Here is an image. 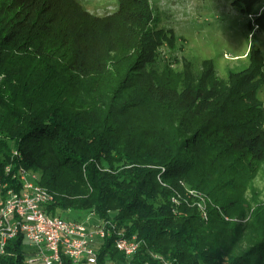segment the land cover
Wrapping results in <instances>:
<instances>
[{"label": "trees", "instance_id": "obj_1", "mask_svg": "<svg viewBox=\"0 0 264 264\" xmlns=\"http://www.w3.org/2000/svg\"><path fill=\"white\" fill-rule=\"evenodd\" d=\"M81 1L0 0V183L19 190L14 173L30 170L49 213L114 224L99 264H264L263 208L236 220L264 161L262 50L223 79L212 59L179 57L150 0L102 15ZM253 15L264 33V5ZM115 231L138 242L131 255ZM26 255L19 234L0 264Z\"/></svg>", "mask_w": 264, "mask_h": 264}, {"label": "rangeland", "instance_id": "obj_2", "mask_svg": "<svg viewBox=\"0 0 264 264\" xmlns=\"http://www.w3.org/2000/svg\"><path fill=\"white\" fill-rule=\"evenodd\" d=\"M81 2L88 11L100 15L113 11L117 4L116 0ZM233 2L234 0H150L158 25L172 28L177 36L176 48L179 50L181 47L179 57L190 59L195 68L200 67L201 60L210 58L218 76L223 79L227 78L228 70H239L246 66V54L251 43L256 44L264 53V33L253 27L252 23L253 14L264 5V0H259L250 14L240 10ZM176 67L180 68L178 63ZM259 97L264 105V88L259 92ZM241 194L246 202V211L236 220L245 223L250 210H264V161ZM55 215L98 223L97 217L89 212L69 210ZM23 248L26 251L28 249L24 239ZM32 264L41 263L36 261Z\"/></svg>", "mask_w": 264, "mask_h": 264}, {"label": "built area", "instance_id": "obj_3", "mask_svg": "<svg viewBox=\"0 0 264 264\" xmlns=\"http://www.w3.org/2000/svg\"><path fill=\"white\" fill-rule=\"evenodd\" d=\"M9 170V167L6 168ZM15 176V175H14ZM21 187L15 190L0 186V221L15 224V232L1 231L2 252L9 240L22 235L27 243L26 261L41 264H62V255L71 259L74 264H99L97 247L101 240L111 235L115 230L114 224L107 225L98 219V223L84 222L67 223L55 221L49 216H42L41 212L32 206V198L47 197V194H27L23 192V183H28L24 176H16ZM1 191H11L10 199H1ZM93 214V213H91ZM117 235L116 247L131 249L138 243H131V238L121 231Z\"/></svg>", "mask_w": 264, "mask_h": 264}, {"label": "bare ground", "instance_id": "obj_4", "mask_svg": "<svg viewBox=\"0 0 264 264\" xmlns=\"http://www.w3.org/2000/svg\"><path fill=\"white\" fill-rule=\"evenodd\" d=\"M15 176H24L27 178L28 183H23V192L27 194H47V197L42 198H32V206H35V210H38V212H41L42 216H49L55 219V221H66L67 223H74V220L71 219H65L55 214H50L46 206L47 204L52 200L51 194L38 184V175L35 172H32L30 170H26L24 168H19L16 173H14ZM6 183H0V186H5ZM1 199H10L11 200V191H1ZM76 222H84V220H75ZM1 231L6 232H15V224H8L5 221H0V242H1ZM110 236V235H109ZM106 238V237H105ZM102 241V240H101ZM113 243L117 244V235L113 238ZM131 243H138L134 237L131 238ZM119 251H121L125 256L131 255L137 248V246L131 247V249H128L127 251L124 250V248L116 247ZM7 246L3 249L2 252V244L0 243V256L6 253Z\"/></svg>", "mask_w": 264, "mask_h": 264}]
</instances>
